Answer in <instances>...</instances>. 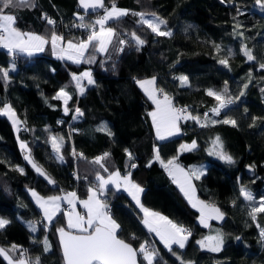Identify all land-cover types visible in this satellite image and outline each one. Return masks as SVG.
I'll return each instance as SVG.
<instances>
[{
  "label": "trees",
  "instance_id": "obj_1",
  "mask_svg": "<svg viewBox=\"0 0 264 264\" xmlns=\"http://www.w3.org/2000/svg\"><path fill=\"white\" fill-rule=\"evenodd\" d=\"M105 1L129 10V15L108 23L119 34L118 38L135 32L145 41L143 45L137 46L132 38L126 40L129 43L119 45L114 38L108 53L89 48L81 63L58 58L48 45L44 51L32 55L9 54L0 48V68L15 66L6 81L0 78V107L9 103L20 123L16 131L11 120L0 114V216L9 221L0 229V246L13 258L26 257L31 264H36L37 257L40 264H64L56 229L66 226L62 213L67 202L48 224L30 189L43 196L73 191L82 199L89 187H98L96 172L106 176L119 170L121 174L131 172V179L142 186L140 201L144 206L165 214L191 232L183 249L172 246L176 252L173 255L143 224L131 196L109 185L104 201L112 205L110 215L120 225L119 237L137 250L142 243L148 251L155 250L153 264H264V241L260 237L264 212L256 213L255 221L249 215L264 198V69L259 67L264 62V0L259 3L257 0ZM35 4L5 12L10 11L16 17L14 26L25 32L50 37L54 30L76 39L88 35L71 28L81 12L77 0H35ZM133 12L157 14L166 21L164 27L171 35L156 36L138 23L139 17ZM45 14L51 19L55 17L57 22L47 24ZM95 14L90 13V19ZM237 24L241 27L236 28ZM238 32H243V36L237 35ZM243 46L251 49L255 60H247L241 50ZM119 47L123 51H117ZM90 56L94 57L91 63ZM222 59H227L228 67L219 62ZM87 68L94 83L82 85L81 94L73 75ZM152 75L156 76L157 87L171 97L174 107L176 103L187 105V113L200 117L208 126L181 119L179 133L158 140L148 115L154 103L135 82ZM181 76L187 77L186 84L178 79ZM62 88L70 96L67 104L64 98H55ZM209 89L221 93L225 101L229 98L235 101L222 109L219 116L207 112L210 120H235L236 126L205 120V111L220 103L207 94ZM241 91L244 95L236 99ZM77 108L83 115L76 113ZM68 123L77 126V131L70 133ZM102 126L105 130L98 131ZM217 136L234 163L209 154ZM53 137L60 145L61 155L53 150ZM193 140L197 147L192 151L179 148ZM20 141L27 148L22 149ZM155 149L165 162L176 157V162L185 168L195 166L202 170L199 179L192 178L198 197L224 212L222 220H209L208 227L199 223V210L191 206L155 159ZM26 152L53 177L54 187L36 175L25 160ZM105 152L110 154L104 161L108 172L93 162ZM133 163L135 168H131ZM246 165L254 167L253 175L246 172ZM72 170L78 174V180L71 175ZM241 187L252 194V201L240 195ZM32 223L35 232L31 230ZM217 233L223 238L219 252H210L197 244ZM45 237L50 245L48 252H44ZM12 245L18 247L12 250ZM138 258L141 264H148L139 251ZM0 264L9 261L0 255Z\"/></svg>",
  "mask_w": 264,
  "mask_h": 264
},
{
  "label": "snow or ice",
  "instance_id": "obj_2",
  "mask_svg": "<svg viewBox=\"0 0 264 264\" xmlns=\"http://www.w3.org/2000/svg\"><path fill=\"white\" fill-rule=\"evenodd\" d=\"M221 2L223 3L225 0H221ZM259 2L260 0H257V3ZM79 3L85 13H87L89 9H104V14L99 16L94 23H81L74 25L77 28L90 30L86 39H79L78 41H75V38H73L68 39L65 42V37L57 35L53 30L50 43L53 54L57 55L58 58H67L75 63H81L85 60V53L88 52L89 48H92L94 52L108 53L109 47L113 44L114 38L117 39V43L119 45H124L125 43L130 42L125 39L118 38L119 34L116 33L112 27L106 26L109 21H118L120 18L129 15V10L120 9L116 7L114 3L111 7H106L104 0H79ZM24 6L35 7V0H0V47L7 49L9 52H21L32 55L34 52L44 51V46L49 43V40L31 32H21L14 26L16 17L13 14H10V11L8 13L5 12L6 9L11 10L13 8ZM237 11L239 12V9H237ZM131 14L139 17L138 23L143 26H147V28L150 29L156 36L171 35V32L161 30V25L166 24V21L155 17V14H152V18H145L146 14L140 12H133ZM77 18L84 21V16L77 14ZM43 19L49 25L55 24V21L46 14L43 16ZM97 25L99 26L98 29ZM235 27L239 28L241 25L237 24ZM237 35L243 36V32H238ZM131 37L137 46L145 43V41L136 35L135 32L131 33ZM62 42L64 43L62 44ZM116 50L123 51V48L119 47ZM241 50L248 61L256 59L251 49L243 46ZM93 59L94 57L90 56L88 58V62L91 63ZM219 62L225 67H228L227 59H222ZM259 67L264 69V62H261ZM14 69V65L12 69L0 68V78H3L6 81L9 78V72ZM249 76H251V74H249ZM84 77L87 78L88 84L94 83L90 72H84L80 77L73 75V80L76 81V87L79 89L81 94L84 92V87L81 84V80ZM178 79L182 84L187 83V77L181 76ZM135 82L147 95L148 99L152 100L156 106L155 110L149 112L148 115L151 117L152 125L155 129L156 138L158 140H166L167 138L179 133L180 128L178 122L181 119L193 120L197 124H200L201 127L208 126L207 123H203L201 121L200 117L187 113V109L175 108L171 98L163 92V89L156 87L155 76L150 79L136 80ZM225 84H227V82H225ZM247 86V84L243 85L244 88H247ZM224 92L227 93V87H225ZM157 93L162 94L163 99H159L157 97ZM207 94L209 96H214L215 99L220 102L218 107L212 109L213 114L216 116L220 115L222 109L228 108L229 105L235 102L231 98L225 101L222 98L221 93L215 92L211 89L207 91ZM243 95L244 92L241 91L236 99H239V97ZM55 98H64L65 104H67V100L70 99V96L62 88L57 93ZM64 111L67 114L68 108L65 107ZM75 111L78 115H83L79 108ZM0 114L6 115L12 121L14 126L19 123L15 111L6 103L2 108H0ZM73 118L75 119L77 117ZM204 118L205 120H210L207 112L204 113ZM253 119L255 120L256 118L254 117ZM210 122L213 124L222 122L224 124H232L233 126H236L235 120H210ZM102 130H105V126L98 129V131ZM62 142L61 138V143ZM52 147L55 152H60V145L57 143V139L55 137L52 138ZM196 147L197 143L195 140H193L191 144H184L180 146L182 151H192ZM21 148L25 149L27 148V145L22 143ZM154 151L155 159L160 161L169 176L173 178V182L179 186L180 191L188 199L191 206L193 208H198L200 212L199 223L208 227L209 220H222L224 214L219 208L210 206L204 201L197 199L195 196L192 178L195 177L196 179H199L203 174L202 170L193 168L185 171L184 168L176 163V157H173L165 162L161 160L159 150L155 149ZM125 152L128 154L129 159H132V154L128 152L127 149H125ZM73 154H76L75 149H73ZM209 154L216 155L221 160H224L229 164L234 163L232 156L223 151V145L220 143V137L218 136L213 141V149ZM80 155L82 156L83 154ZM109 155V153L105 152L102 156L96 157L93 161L95 164H98L104 172L109 171L104 163ZM58 158L61 160L63 159L62 156H59ZM25 159L29 160V163H32L35 170L41 176H45L49 183H55L46 176L40 167H37L36 164L29 159L28 155L25 156ZM135 167L136 165L134 163L131 164V168ZM20 171L23 172V169H20ZM130 177L131 172L122 176L120 171L116 170L111 172L106 179L99 171L96 172L95 178L96 181L99 182L98 187L95 190L93 187H89L88 198L86 200L79 201V203L86 210L84 215L76 211V202L78 198L75 192L67 193V195L63 197L50 196L48 198H43L32 190L31 194L35 198L36 204L42 210L43 217L48 224H51L57 215L62 212V200L66 201L67 204L71 206L70 210L63 211L62 213L67 220V230L65 227L56 229L59 234L64 264H137L138 251L140 254H143L144 260H146L148 264H153L155 250L148 251L143 243L140 245L139 250H137L134 249L131 244L119 238L118 231L120 229V225L110 215V209L107 203L100 198L108 189L109 185H115L117 189L120 187L124 188L128 195L131 196L132 200H134L141 208L144 214L142 221L143 224L150 232H155L156 235L159 236L161 242L164 244V247L167 248L169 252L176 255V252L172 247L173 245H177L180 249L185 247L186 242L191 236V232L183 226L173 223L167 217L145 208L140 202V193L143 192V189L140 185L133 182ZM240 195L248 201H252L254 199L252 194L243 187L240 189ZM261 200L262 202L258 206L253 207L249 213L253 221L256 220V213L264 212V198H261ZM8 223V220L0 219V229H3ZM257 227H259V225H257ZM31 230L35 232L36 227L31 225ZM71 230H75V232ZM260 237L261 240L264 241V228H260ZM236 239L239 240L240 237H237ZM43 244L44 252L50 251V245L48 244L46 237ZM197 244H199L202 249H207L210 252H219L223 245V238L219 233H217L215 236L210 235L205 237L203 240L197 241ZM17 247V245H12V250H15ZM24 251L21 252L22 256L24 255ZM0 255H3L4 258L9 261V264H13V261L8 254V250L0 248ZM177 259H180V257H177ZM16 264H26V261L24 259H19L16 261ZM36 264H40L39 257L36 258Z\"/></svg>",
  "mask_w": 264,
  "mask_h": 264
},
{
  "label": "rangeland",
  "instance_id": "obj_3",
  "mask_svg": "<svg viewBox=\"0 0 264 264\" xmlns=\"http://www.w3.org/2000/svg\"><path fill=\"white\" fill-rule=\"evenodd\" d=\"M111 5L112 4H109L107 7H111ZM116 7H118V8H120V9H125L123 6H120V5H118V4H116ZM146 14V16H145V18H152V14H155V13H145ZM155 17H158V18H160V19H162L161 17H159L157 14H155ZM85 19H87V22L88 23H94V20H92V19H88V18H86L85 17ZM163 20V19H162ZM106 26H109V25H106ZM98 29V28H97ZM19 30V29H18ZM161 30H165L166 31V29H165V27H164V25H161ZM21 32H24V33H28V32H25V31H23V30H20ZM31 33H34V34H37V33H35V32H33V31H31ZM57 35H61V34H58L57 32H55ZM89 33V32H88ZM87 33V34H88ZM53 34V33H52ZM51 34V35H52ZM37 35H39V34H37ZM51 35H50V37H46V36H43V37H45V38H47L48 40H49V43L48 44H46V45H48V47L50 48V50H51V53L53 54V51H52V47H51V43H50V38H51ZM63 36V35H62ZM87 37V36H86ZM68 39H73V38H71V37H69V36H67V37H65V42H66V40H68ZM80 39H86V38H80ZM79 39H76L75 38V41H78ZM74 41V42H75ZM64 42H62V44H63ZM1 48V47H0ZM44 48H45V46H44ZM1 51H4L5 53H9V54H11V52H9L7 49H4L3 48V50L1 49ZM34 53H37V52H34ZM53 55H55V54H53ZM55 56H57V55H55ZM88 69V68H87ZM86 69V70H87ZM89 70V69H88ZM84 72V70L83 71H81V72H76L74 75L75 76H77V77H80L81 75H82V73ZM89 72L91 73V71L89 70ZM153 76H155V75H152V76H146V77H142L141 79H139V80H143V79H150L151 77H153ZM156 77V76H155ZM91 78H92V80H94V77H93V75H92V73H91ZM85 77L84 78H82V80H81V84L82 85H84L85 84ZM76 82V81H75ZM88 83V82H87ZM156 87H157V85H156ZM158 88V87H157ZM167 94V93H166ZM168 95V94H167ZM158 96H163L162 94H160V93H157V97ZM169 96V95H168ZM6 104H8V105H10L9 103H6ZM4 106V105H3ZM0 108H2V107H0ZM12 108V107H11ZM16 117H17V119H18V121H19V118H18V116H17V114H16ZM12 122V121H11ZM13 124V123H12ZM19 126H20V123H18L16 126H14L15 127V129H16V131H18V128H19ZM23 142H21L20 141V144H22ZM57 153V152H56ZM58 155L60 154V153H57ZM61 155V154H60ZM192 184H193V186H194V190H195V196H196V198H198L197 197V191H196V188H195V185H194V182H192ZM244 188V187H243ZM246 189V188H245ZM32 190H34L40 197H43V198H48V197H50V196H61V197H63V196H65V195H67L66 194V192L65 191H62V192H56V193H53V194H50L49 196H43V195H41L40 193H38L34 188H31L30 189V192H32ZM247 190V189H246ZM248 191V190H247ZM249 192V191H248ZM34 198V197H33ZM101 199L103 200V198L101 197ZM63 201V200H62ZM62 201H61V203H62ZM35 202H36V200H35ZM223 214H224V212H222ZM0 219H5V218H3L2 216H0ZM6 220V219H5ZM48 223V222H47ZM179 224V223H178ZM31 225H34L33 223L31 224ZM216 235V234H215ZM0 248H3V247H1L0 246ZM4 249V248H3ZM9 254V253H8ZM10 256V255H9ZM12 259V258H11ZM12 261H13V259H12Z\"/></svg>",
  "mask_w": 264,
  "mask_h": 264
},
{
  "label": "built area",
  "instance_id": "obj_4",
  "mask_svg": "<svg viewBox=\"0 0 264 264\" xmlns=\"http://www.w3.org/2000/svg\"><path fill=\"white\" fill-rule=\"evenodd\" d=\"M114 4H116L115 2H113ZM113 3H107V2H105V6L107 7L109 4H113ZM96 13V12H95ZM104 14V9H101V10H99V11H97V14H95V16H94V18L92 19V20H94V22H95V20L99 17V16H102ZM80 15L81 16H84V21H81V20H79L78 18H75L74 19V21L71 23L72 24V29H77V30H80L81 32H80V34L82 35V33H88L90 30L89 29H85V28H77V27H75L74 25H76V24H81V23H88L87 22V19H85V17L86 18H88V19H90V13H85V12H80ZM52 19L55 21V23L57 22V19L55 18V17H52ZM97 28H98V25H97ZM129 38H132L131 36H130V34H126L125 36H123V38L122 39H125V40H127V39H129ZM161 89V88H160ZM219 106V104L218 105H213V106H211L210 107V109L209 110H207V111H205V112H209V111H212V109H214V108H216V107H218ZM175 108H177V109H187V105H183V104H181V103H176L175 104ZM77 126H75V125H71L70 123H68V130L70 131V133H73V132H76L77 131ZM73 143V142H72ZM71 175H73V177L76 179V180H78L79 179V176H78V174H76V171L75 170H72L71 171ZM102 198H103V200H104V197H105V193L101 196ZM107 203V205H108V207H109V209H110V213H111V208H112V205H111V203L110 202H106ZM70 208H71V206H69L67 203H65V205H64V210L65 211H68V210H70ZM145 247L146 248H148L147 247V245H145Z\"/></svg>",
  "mask_w": 264,
  "mask_h": 264
},
{
  "label": "crops",
  "instance_id": "obj_5",
  "mask_svg": "<svg viewBox=\"0 0 264 264\" xmlns=\"http://www.w3.org/2000/svg\"><path fill=\"white\" fill-rule=\"evenodd\" d=\"M90 70V69H89ZM89 70L87 69V70H84V72H89ZM83 72V73H84ZM82 73V74H83ZM85 83H87L88 81H87V78L85 77ZM170 97V96H169ZM158 98L159 99H163V96H158ZM171 98V97H170ZM155 104H154V107H153V109L151 110V111H153V110H155ZM150 111V112H151ZM180 128V127H179ZM192 142H187V143H184V144H191ZM184 144H181V145H184ZM180 148V147H179ZM176 163H178L182 168H184L185 169V171H188L189 169H187V168H185L183 165H181V163H179L178 161L176 162ZM193 168H195V166H193ZM128 172H126V173H124V174H121L122 176L123 175H126ZM109 175H106V176H104L106 179H107V177H108ZM131 178V177H130ZM173 179V178H172ZM132 180V179H131ZM133 181V180H132ZM134 182V181H133ZM192 182H193V180H192ZM99 183V182H98ZM136 183V182H135ZM136 184H138V183H136ZM139 185V184H138ZM113 186H115V185H113ZM93 187V189L95 190L97 187H95V186H92ZM140 187L142 188V186L140 185ZM119 189H122V190H124V188L123 187H120ZM125 191V190H124ZM71 192H73V191H71ZM67 193H70V192H66V194ZM197 193V192H196ZM32 195V194H31ZM88 195H89V192H88V194H87V196L86 197H84V198H82V199H77V202H76V211L77 212H79V213H81L82 215H84L85 213H86V210L83 208V206L79 203V201H81V200H86L87 198H88ZM141 195H142V193H140V199H141ZM197 197H198V194H197ZM32 198H33V196H32ZM101 198V197H100ZM197 199H199V200H202V199H200L199 197L197 198ZM34 200H35V198H34ZM203 201V200H202ZM64 202H66V201H62V203H61V206H62V204L64 203ZM135 202V201H134ZM141 202V201H140ZM205 202V201H204ZM79 203V207L77 206V204ZM206 203V202H205ZM135 204H136V202H135ZM142 204V203H141ZM207 204V203H206ZM143 205V204H142ZM209 205V204H208ZM144 206V205H143ZM211 206V205H210ZM145 208H148L149 210H151V211H153V212H156V211H154V210H152L151 208H149L148 206L146 207V206H144ZM62 208V207H61ZM138 208H139V210H140V214L142 215V221H143V217H144V214H143V212H142V210H141V208L138 206ZM198 209V208H197ZM157 213H159V214H161V215H163V216H165V217H167L165 214H162V213H160V212H157ZM113 217V216H112ZM64 218H65V222H66V224H67V220H66V217L64 216ZM168 218V217H167ZM114 219V218H113ZM169 220H171L170 218H168ZM116 220V219H115ZM117 221V220H116ZM173 223H176V224H178L177 222H175V221H173V220H171ZM117 223H118V221H117ZM119 224V223H118ZM178 225H181V226H183L184 227V225L183 224H178ZM185 228V227H184ZM153 234L154 235H156V233L155 232H153ZM156 237H157V239L158 240H160V238H159V236H157L156 235ZM161 241V240H160ZM149 251H152V250H149ZM9 253V255H10V257L13 259V264H16V261L17 260H19V259H24L25 261H26V264H31V263H29V260L26 258V257H20V258H13V256H12V254L10 253V252H8Z\"/></svg>",
  "mask_w": 264,
  "mask_h": 264
},
{
  "label": "water",
  "instance_id": "obj_6",
  "mask_svg": "<svg viewBox=\"0 0 264 264\" xmlns=\"http://www.w3.org/2000/svg\"><path fill=\"white\" fill-rule=\"evenodd\" d=\"M77 2H78V8H79V10H80L81 12H85L84 9L80 6L79 0H77ZM105 2H106V1L104 0V3H105ZM99 10H101V9H96V10H91V9H89L87 13H92V14H93V13L99 11ZM24 155H25V156L28 155V156H29V159H30L33 163H35L37 167H40V168L42 169V171L46 174V176H47L48 178H50L52 181H54L53 177L50 176V175H48L47 172L43 169V167H42L41 165L37 164V163L34 161V158L32 157V155H30L28 152H26ZM25 156H24V157H25ZM25 160H26V159H25ZM26 162L29 164V166L32 167V169L34 170V172L36 173V175L42 177L48 185L53 186V187L56 185V183H49V182H48V179H46L45 176H41V175L35 170V168L32 166V163H29V160H26ZM245 167H246V172H247L249 175H253V173H254V167H251L250 165H246ZM54 182H55V181H54ZM62 227H65V228H66V226H62ZM66 230H67V228H66ZM71 231L75 232V230H71ZM56 234H57V240L59 241V234H58L57 232H56ZM119 238H120V239H123V238H121V237H119ZM123 240H124V239H123ZM124 241L132 245V243H130L129 241H126V240H124ZM59 246H60V241H59ZM132 247H133L134 249H136V247H134L133 245H132ZM60 251H62L61 246H60ZM62 256H63V255H62ZM137 264H141V263H140V260H139V258H138V255H137Z\"/></svg>",
  "mask_w": 264,
  "mask_h": 264
}]
</instances>
